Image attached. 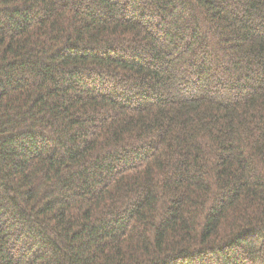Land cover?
<instances>
[{"label":"trees","instance_id":"16d2710c","mask_svg":"<svg viewBox=\"0 0 264 264\" xmlns=\"http://www.w3.org/2000/svg\"><path fill=\"white\" fill-rule=\"evenodd\" d=\"M0 264H264V0H0Z\"/></svg>","mask_w":264,"mask_h":264}]
</instances>
